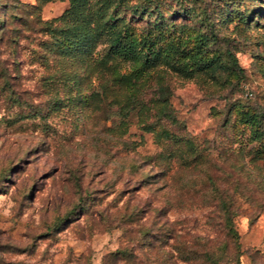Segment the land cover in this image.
I'll return each mask as SVG.
<instances>
[{"label":"rangeland","instance_id":"1","mask_svg":"<svg viewBox=\"0 0 264 264\" xmlns=\"http://www.w3.org/2000/svg\"><path fill=\"white\" fill-rule=\"evenodd\" d=\"M0 264H264V0H0Z\"/></svg>","mask_w":264,"mask_h":264},{"label":"trees","instance_id":"2","mask_svg":"<svg viewBox=\"0 0 264 264\" xmlns=\"http://www.w3.org/2000/svg\"><path fill=\"white\" fill-rule=\"evenodd\" d=\"M120 42H121V39L117 38L114 43H115L116 46H118V45H120Z\"/></svg>","mask_w":264,"mask_h":264}]
</instances>
